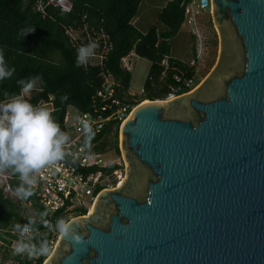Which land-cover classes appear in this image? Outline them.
I'll list each match as a JSON object with an SVG mask.
<instances>
[{
	"label": "water",
	"instance_id": "1",
	"mask_svg": "<svg viewBox=\"0 0 264 264\" xmlns=\"http://www.w3.org/2000/svg\"><path fill=\"white\" fill-rule=\"evenodd\" d=\"M219 54L201 84L136 106L125 175L43 264H264V0H210Z\"/></svg>",
	"mask_w": 264,
	"mask_h": 264
},
{
	"label": "trees",
	"instance_id": "2",
	"mask_svg": "<svg viewBox=\"0 0 264 264\" xmlns=\"http://www.w3.org/2000/svg\"><path fill=\"white\" fill-rule=\"evenodd\" d=\"M48 0H0V49L9 68H14V75L0 82V102H8L10 97L19 94L21 86L18 81L41 77L43 84L37 81L32 90L34 96L32 104L40 99H53L56 112L54 119L60 127L68 108H74L82 113L99 112L101 102L97 98L102 79L101 73H110L119 83L117 92L120 99L124 97L134 108L142 101H162L167 94V86L174 83L173 75L183 78L189 77L193 69L188 64L175 60L170 56V41L173 39L184 22V5L188 0H169L157 15V21L165 27L159 31L151 26L145 33L139 32L132 24L136 18L142 0H69L71 10L67 13L58 8L47 6L43 13L36 10L39 2L45 4ZM35 28L33 33L20 35L22 29ZM82 31L87 34L103 35L107 37L110 46L102 66H76L77 50L74 49L66 33L69 30ZM85 34V35H84ZM87 44V42H86ZM133 53L150 62L151 66L140 96L129 94L130 72L121 66V59ZM167 58L169 69L163 75L161 62ZM199 80L195 82L199 84ZM67 95V101L61 97ZM111 111L104 113L106 116ZM121 122L109 121L103 130L92 141L97 143L96 150L104 155L108 147L107 138L114 134L117 139ZM118 152L117 141L114 144ZM120 169L111 164L106 167H93L90 172H101L109 176ZM6 172L10 179L8 187L15 192L20 181L18 174L10 170ZM40 213H46L44 217ZM32 216L36 223L32 225L40 233V237L33 238V242L41 240L53 242L57 233L45 227V222L55 225L60 213L49 217L34 195L27 200L19 199L13 203L5 197L0 188V241L8 246L15 239L12 232L15 225L28 224V217ZM86 215V211L77 216ZM3 249V264H32V258L13 256ZM38 257L35 264H43L49 257Z\"/></svg>",
	"mask_w": 264,
	"mask_h": 264
},
{
	"label": "built area",
	"instance_id": "3",
	"mask_svg": "<svg viewBox=\"0 0 264 264\" xmlns=\"http://www.w3.org/2000/svg\"><path fill=\"white\" fill-rule=\"evenodd\" d=\"M47 6L58 8L61 12L65 13L71 10V3L69 0H48L45 4L39 2L36 6V10L43 13L44 8ZM210 7V0H188L184 5V22L182 27H186L195 40L192 59L188 63V67L193 69V72L189 77L185 78L179 75H173L172 79L174 83L167 86V94L162 101H170L190 93L198 86L195 82L197 80L201 81L199 69L205 62V47L200 44L198 18L205 12L210 13ZM78 34H82L84 40L78 38ZM66 35L69 37L71 46L76 50L80 46L86 45V42L87 44L89 42H96L98 44L96 54L89 60L87 65H103L105 56L110 49V46L107 44V37L100 34L93 36L87 34L83 36L82 31H74L71 29ZM132 56H134L133 53L121 59L122 68L128 72H130ZM161 67L163 68L164 75L169 69L167 58L161 62ZM101 79L102 84L100 90L97 92V98H99L101 102L99 112L92 114L82 113L71 108L75 114L71 116L68 112V108L62 119L61 129L70 137L67 151L74 154L75 158H73V155H69L64 161L57 162L37 174L38 183L34 190L36 191L39 204L47 212L49 217L60 213L61 218L69 222L75 218L77 213L86 211L87 214L95 203L98 194L104 189H109V187L102 185L99 180L100 177L103 176L101 172L88 171L93 167H105L102 165L103 155L96 150L97 143H94L92 140L90 149L83 148V133L80 126L75 123L74 117L80 115L85 120H89L93 126L95 137L100 134L105 124L109 121L117 120L122 124L135 107L132 108L131 104L124 97L121 99L119 98L120 92H117V89L120 87L119 83L116 82L110 73H101ZM33 98L32 92L25 96V99L30 103H32ZM34 105L47 108L52 115L56 112L51 97L40 99L36 101ZM108 111H111V113L104 116L103 114ZM58 123L60 124V121ZM12 235L15 236V239L11 240L10 246L1 240L0 247L6 250L13 249L12 244L16 243L18 236L15 231L12 232ZM54 235L55 232H53V236ZM31 236L32 238L37 236L40 237V233L33 229ZM58 236L59 235H57V238ZM56 240L54 242L52 240L50 241L51 251L54 248ZM37 258L38 257H33L31 263L35 264Z\"/></svg>",
	"mask_w": 264,
	"mask_h": 264
},
{
	"label": "clouds",
	"instance_id": "4",
	"mask_svg": "<svg viewBox=\"0 0 264 264\" xmlns=\"http://www.w3.org/2000/svg\"><path fill=\"white\" fill-rule=\"evenodd\" d=\"M34 30L35 28L22 29L20 35L23 38ZM97 48L96 42L80 46L77 49L76 66H86L96 54ZM14 72V68L7 66L3 50L0 49V82L10 79ZM37 81L43 84L39 76L18 81L21 86L20 93L10 97L6 103L0 102V171L10 170L14 175L18 174L20 183L15 189V195L21 200H27L34 195L38 183L37 174L43 169L64 161L69 155L75 158L74 154L67 151L69 135L62 131L52 113L47 108L33 105L25 99L36 88ZM67 100V95L61 97L62 102ZM74 121L83 133V148L90 149L95 135L91 122L80 115H76ZM45 215L46 213H40L41 217ZM35 223L30 215L28 224L14 226L18 239L12 250L13 256H48L51 246L47 240L33 242L31 233ZM44 226L62 238L70 237L76 244L84 240V236L77 235L64 218H58L55 225L45 222Z\"/></svg>",
	"mask_w": 264,
	"mask_h": 264
},
{
	"label": "rangeland",
	"instance_id": "5",
	"mask_svg": "<svg viewBox=\"0 0 264 264\" xmlns=\"http://www.w3.org/2000/svg\"><path fill=\"white\" fill-rule=\"evenodd\" d=\"M168 0H142L140 3L136 18L132 21L133 26L141 33H145L151 26H156L159 31L165 30V27L157 21V15L166 5ZM199 27L198 32L200 35V44L205 47V62L199 69V77L201 79L198 86L203 79L208 75L213 66L216 63L219 54V42L216 29L213 27L210 13H203L198 18ZM85 35V34H84ZM78 38H82V34H78ZM171 53L170 56L175 60L188 64L192 59L194 52L195 40L191 36L189 30L186 27H182L178 34L170 41ZM134 55V54H133ZM150 62L146 59L132 56L130 64V85L129 94L135 97L141 95L143 86L147 79V75L150 69ZM142 101L140 104L144 103ZM139 104V105H140ZM68 112L71 116H74V111L69 108ZM115 140L117 141L118 152L114 148ZM119 130L117 139L114 134H110L107 138L108 147L106 153L102 156V165L109 166L116 164L120 166V169L113 172L111 175L100 177L102 185L112 188L119 185L122 182V177L125 175V168L122 162V156L119 149ZM9 175L6 172L0 171V188L3 190L5 197L11 200L13 203L18 202V198L15 192L8 187ZM56 243V242H55ZM16 243L12 244L14 248ZM3 247H0V264H3ZM13 249L7 250L8 253H12ZM9 264V263H7Z\"/></svg>",
	"mask_w": 264,
	"mask_h": 264
},
{
	"label": "flooded vegetation",
	"instance_id": "6",
	"mask_svg": "<svg viewBox=\"0 0 264 264\" xmlns=\"http://www.w3.org/2000/svg\"><path fill=\"white\" fill-rule=\"evenodd\" d=\"M218 35V34H217ZM122 162H123V164H124V168H125V162L122 160ZM118 185H116V186H114V187H112V188H115V187H117Z\"/></svg>",
	"mask_w": 264,
	"mask_h": 264
},
{
	"label": "bare ground",
	"instance_id": "7",
	"mask_svg": "<svg viewBox=\"0 0 264 264\" xmlns=\"http://www.w3.org/2000/svg\"><path fill=\"white\" fill-rule=\"evenodd\" d=\"M142 104H146V101L144 102V103H142ZM122 179H123V177H122ZM122 181V180H121ZM120 184H121V182H120ZM91 210V209H90Z\"/></svg>",
	"mask_w": 264,
	"mask_h": 264
},
{
	"label": "crops",
	"instance_id": "8",
	"mask_svg": "<svg viewBox=\"0 0 264 264\" xmlns=\"http://www.w3.org/2000/svg\"><path fill=\"white\" fill-rule=\"evenodd\" d=\"M169 1V0H168Z\"/></svg>",
	"mask_w": 264,
	"mask_h": 264
}]
</instances>
